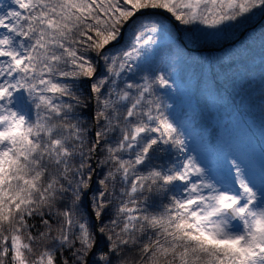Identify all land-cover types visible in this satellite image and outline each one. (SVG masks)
I'll return each instance as SVG.
<instances>
[{"label":"trees","instance_id":"trees-1","mask_svg":"<svg viewBox=\"0 0 264 264\" xmlns=\"http://www.w3.org/2000/svg\"><path fill=\"white\" fill-rule=\"evenodd\" d=\"M14 2L0 264H247L258 228L207 234L187 182L264 173V17L226 45L264 0Z\"/></svg>","mask_w":264,"mask_h":264},{"label":"rangeland","instance_id":"rangeland-1","mask_svg":"<svg viewBox=\"0 0 264 264\" xmlns=\"http://www.w3.org/2000/svg\"><path fill=\"white\" fill-rule=\"evenodd\" d=\"M15 15L16 3L14 0H0V162L9 152L12 134L18 119L20 120L16 108L10 101L12 66L15 53H17V43L13 39L15 36ZM189 162L198 164L199 159L192 153L186 157L185 164ZM246 170L244 171L246 188H249L252 197L257 202V208L252 210L253 213H245L246 199L240 195V191L230 185L222 183L220 187L217 184V188L212 192L210 184L203 181L206 173L202 174V169L200 173H196L197 177L201 178L190 183L192 188L190 199L194 200L195 205L198 206L195 207V210L203 221L207 234L218 230L227 234V238L235 241L236 238L243 237L248 221L251 220L253 225L257 224L259 245L262 248L259 247V250L255 252L262 255V264H264V178L254 175L251 170ZM200 198L204 199L202 206H200ZM232 205L235 206L236 213L234 220L227 214V209Z\"/></svg>","mask_w":264,"mask_h":264},{"label":"water","instance_id":"water-1","mask_svg":"<svg viewBox=\"0 0 264 264\" xmlns=\"http://www.w3.org/2000/svg\"><path fill=\"white\" fill-rule=\"evenodd\" d=\"M263 13H264V11H263ZM228 213H229L230 215L234 216V206H232V207L228 210ZM92 251H93V249H92ZM92 251H91V252H92Z\"/></svg>","mask_w":264,"mask_h":264}]
</instances>
